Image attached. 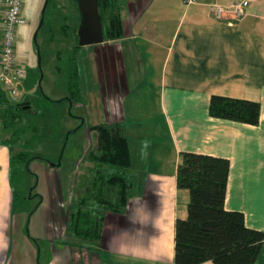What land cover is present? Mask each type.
Instances as JSON below:
<instances>
[{"label": "crops", "instance_id": "crops-1", "mask_svg": "<svg viewBox=\"0 0 264 264\" xmlns=\"http://www.w3.org/2000/svg\"><path fill=\"white\" fill-rule=\"evenodd\" d=\"M207 1L184 6L183 0H118L122 34L106 40L112 54L107 62L112 89H106L105 100L110 113L93 125L121 127L130 152L125 172L130 190L119 212L96 202L87 205L101 217L97 243L69 231L66 220L74 198L62 202L49 195L51 225L48 209L45 218L40 211L44 197L31 211L15 204L13 150L9 136L0 133V264H174L175 221L186 217L189 199L176 183L183 151L227 158L225 208L242 212L249 228L264 231V0H250L246 15L233 24L227 23L230 16L220 20L211 15ZM215 1L228 5L232 0ZM134 32L161 53L154 95L159 119L151 122L149 132L138 129L143 134L138 139L126 136L120 122L125 117L120 108L132 90L119 93L113 69L117 42L134 38ZM89 73L95 85L87 89L88 101L97 107L104 102L99 76ZM26 80L27 74L21 83ZM214 94L258 102L259 122L210 116ZM254 264H264V241Z\"/></svg>", "mask_w": 264, "mask_h": 264}, {"label": "rangeland", "instance_id": "rangeland-1", "mask_svg": "<svg viewBox=\"0 0 264 264\" xmlns=\"http://www.w3.org/2000/svg\"><path fill=\"white\" fill-rule=\"evenodd\" d=\"M23 5L24 23L17 26L15 53L17 61L27 71V80L20 83V90L30 98L31 108L21 112L17 124L20 138L8 142L17 151H28L29 158L24 163L16 157L11 176L16 192L15 204L31 211L44 197L45 207L40 211L44 213L48 209L51 225L53 214L50 213L49 195L67 202L75 199L73 195L86 183L87 159L97 139L92 126L105 121L110 113L106 111L105 100L106 89H112L111 67L107 66L112 54L106 40L88 46L77 43L76 1L24 0ZM132 34L134 38L117 42L115 55L118 60L113 69L119 93L132 90L122 109L119 106L120 116L125 115L124 121L120 122L125 126L126 136L138 139L143 135L136 132L138 129L149 132L151 122L159 119L154 95L161 53L159 48L146 47L141 37H136L139 32ZM71 59L78 73L75 82L80 99L76 101L70 99ZM89 71L99 76L97 89L104 102L97 107L90 106L88 101L87 89L95 85L90 80L93 73ZM137 122L138 126H133L132 123Z\"/></svg>", "mask_w": 264, "mask_h": 264}, {"label": "trees", "instance_id": "trees-1", "mask_svg": "<svg viewBox=\"0 0 264 264\" xmlns=\"http://www.w3.org/2000/svg\"><path fill=\"white\" fill-rule=\"evenodd\" d=\"M97 2L104 40L119 37L122 20L118 0ZM69 67L70 99L76 101L80 98V91L75 82L77 68L72 59ZM19 104L12 102L5 90L0 88V133L7 134L8 141L20 138L17 124L21 120V112L31 108L23 110L18 107ZM209 114L215 118L256 125L260 118V104L214 94L210 98ZM92 127L97 132V139L87 159V180L77 191L78 196L71 204L66 224L75 238L97 243L101 217L87 209L88 202L105 205L114 212L121 211L129 198L130 182L125 172L131 161L128 141L120 126L101 123ZM14 148L12 146L11 172L16 157L24 163L29 158L28 151H14ZM228 174L227 158L189 151L180 153L176 183L178 188L188 191L189 199L186 217L175 221L174 264H200L205 261L213 264H254L264 241V231L249 228L242 212L225 208Z\"/></svg>", "mask_w": 264, "mask_h": 264}, {"label": "built area", "instance_id": "built-area-1", "mask_svg": "<svg viewBox=\"0 0 264 264\" xmlns=\"http://www.w3.org/2000/svg\"><path fill=\"white\" fill-rule=\"evenodd\" d=\"M202 0H183L185 6L201 3ZM250 0H232L228 5H222L215 0L206 2L211 15L216 19L230 16L228 24L242 19L247 12ZM23 0H0V88L12 102L24 101V93L20 83L27 74L16 58V30L24 22L22 16Z\"/></svg>", "mask_w": 264, "mask_h": 264}, {"label": "water", "instance_id": "water-1", "mask_svg": "<svg viewBox=\"0 0 264 264\" xmlns=\"http://www.w3.org/2000/svg\"><path fill=\"white\" fill-rule=\"evenodd\" d=\"M80 15L78 26L79 45H93L103 42V30L99 14L97 0H76ZM21 109L30 107L29 101L21 102L18 105Z\"/></svg>", "mask_w": 264, "mask_h": 264}, {"label": "flooded vegetation", "instance_id": "flooded-vegetation-1", "mask_svg": "<svg viewBox=\"0 0 264 264\" xmlns=\"http://www.w3.org/2000/svg\"><path fill=\"white\" fill-rule=\"evenodd\" d=\"M77 10H78V8H77ZM79 22H80V15H79V11H78V22H77V26H76V28H75V35H76V39H77V43H78V41H79V37H78V33H77V31H78V26H79ZM105 40H104V36H103V42H104ZM102 43V42H101ZM79 44V43H78ZM94 45V44H93ZM81 46H84V45H81ZM88 46V45H87ZM25 101V100H24ZM23 101V102H24Z\"/></svg>", "mask_w": 264, "mask_h": 264}]
</instances>
